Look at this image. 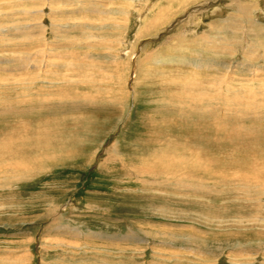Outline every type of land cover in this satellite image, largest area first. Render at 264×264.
I'll use <instances>...</instances> for the list:
<instances>
[{
    "label": "rangeland",
    "instance_id": "374dc122",
    "mask_svg": "<svg viewBox=\"0 0 264 264\" xmlns=\"http://www.w3.org/2000/svg\"><path fill=\"white\" fill-rule=\"evenodd\" d=\"M17 1L0 264H264V0Z\"/></svg>",
    "mask_w": 264,
    "mask_h": 264
},
{
    "label": "bare ground",
    "instance_id": "6f19581e",
    "mask_svg": "<svg viewBox=\"0 0 264 264\" xmlns=\"http://www.w3.org/2000/svg\"><path fill=\"white\" fill-rule=\"evenodd\" d=\"M67 1V0H66ZM112 1V3L113 2H115L116 3V1L117 0H111ZM131 2L132 1H136V0H130ZM16 2L18 3V1L16 0ZM63 2V0H36V4H37V6H38V8H37V10L35 9V11H37L38 13H40L41 15H44L43 13L45 12V8L46 7H48V10H50V15H48V17L50 16L51 17V15H54L55 13L54 12H59V11H57V10H63L64 8H66V7H72L73 5H77V6H82V5H85L86 3H85V1L84 0H76V1H73L74 2V4L73 3H70V5H69V3H62ZM65 2V1H64ZM89 4H91L92 6L93 5H95V4H101L100 3V1L98 2V1H87ZM118 2V1H117ZM252 2V1H251ZM62 3V4H61ZM128 3H129V1H128ZM140 3V2H139ZM31 5L32 4H34V3H30ZM248 4V3H247ZM104 5H105V3H104ZM135 5V4H134ZM157 5V4H156ZM237 5V4H236ZM243 5V4H242ZM13 6H15V5H13ZM250 6V5H249ZM254 6V5H253ZM22 7V6H21ZM88 7H90V6H88ZM98 7V9H99V6H97ZM244 7V6H243ZM93 8V7H92ZM94 8H96V7H94ZM102 8H103V6H102ZM237 8V7H236ZM243 9V8H242ZM261 9V8H260ZM33 10V9H32ZM48 10L46 9V12H48ZM85 10V9H84ZM94 10V9H93ZM246 10H247V8H246ZM21 11V10H20ZM216 11V10H215ZM248 11V10H247ZM257 11V10H256ZM255 11V12H256ZM24 12V11H23ZM23 12H21V13H23ZM26 12V11H25ZM67 12V11H66ZM246 12V11H245ZM259 12V11H258ZM14 13V12H13ZM29 14L30 12H26V14ZM105 13V12H104ZM251 13V12H250ZM20 14V13H19ZM25 14V15H26ZM27 14V15H28ZM239 14V13H238ZM47 16V15H46ZM250 17H252L251 15H249ZM262 16V15H261ZM264 16V15H263ZM47 17V18H48ZM241 17V16H240ZM239 16H238V18H240ZM42 18V17H41ZM249 18V17H248ZM239 20V19H238ZM236 21H237V18H236ZM43 22H44V19L42 18V20L39 22V25H35V27L36 28H39V27H44L42 24H43ZM200 22V21H199ZM235 22V21H234ZM24 23V22H23ZM46 23V22H45ZM51 23V22H50ZM231 23V22H230ZM241 23V22H240ZM264 23V22H263ZM234 24V23H233ZM239 24V23H238ZM242 24V23H241ZM247 26L251 29V32L252 33H255L256 35H258V36H260V29H258L257 27H256V24L254 25V22H253V20L250 18L249 20H247ZM22 25H24V24H22ZM34 25V24H33ZM51 25V30L53 29V31H54V29H55V27L57 26V23H55L53 20H52V24H50ZM237 25V24H236ZM244 25H245V23H244ZM20 26H21V24H20ZM62 26V24L60 25V27ZM224 27H227V26H224ZM246 27V26H245ZM3 28V27H2ZM9 28V27H8ZM14 27H12V29H13ZM19 28V27H18ZM25 28V29H24ZM23 29L24 30H26L25 32H28V31H30L31 29V26H30V24H29V26H27V28L26 27H24ZM46 28V27H45ZM221 28V27H220ZM49 29V28H48ZM222 29V32H224V28L222 27L221 28ZM226 29V28H225ZM233 29V28H232ZM235 29V28H234ZM263 29V28H262ZM9 30V29H8ZM50 30V29H49ZM50 30V31H51ZM56 30H57V28H56ZM58 30H59V28H58ZM61 30V29H60ZM64 30V29H63ZM237 30V29H236ZM240 29H238V31H239ZM5 31V30H4ZM242 31V30H241ZM264 31V30H263ZM237 33V32H236ZM6 34V33H5ZM25 35H26V33H25ZM53 35V34H52ZM239 35V34H238ZM234 36H235V34H234ZM236 36H237V34H236ZM55 37V36H54ZM44 38H45V36H44ZM227 38V37H226ZM240 37H238V39H239ZM66 39V38H65ZM231 39V38H230ZM235 39V38H234ZM259 39V38H258ZM233 40V39H232ZM260 40V39H259ZM24 41V40H23ZM47 41V40H46ZM49 41V40H48ZM51 41V40H50ZM229 42V41H228ZM232 42V41H231ZM262 42H264V40H262ZM24 43V42H23ZM259 43V42H258ZM257 43V44H258ZM260 44V43H259ZM264 44V43H263ZM208 45V44H207ZM262 44H260V46H261ZM222 48V47H221ZM228 49V48H227ZM217 50V49H216ZM232 50V49H231ZM52 51V49H48V51H42L41 49H40V52H37V54L39 55V54H41V57L42 56H47V54L48 53H50ZM230 53V52H229ZM25 54V53H24ZM23 54V55H24ZM25 57H27L26 55H25ZM20 59H22V57L20 58ZM29 60V59H28ZM185 61V60H184ZM200 61V60H199ZM23 62L25 63V61L23 60ZM33 62V61H32ZM191 62V61H190ZM215 62H216V60H215ZM247 62V61H246ZM197 63H199V62H197ZM205 62H203V64H204ZM238 63V62H237ZM242 63H244V62H242ZM188 64V63H187ZM201 64V63H200ZM218 64V63H217ZM232 64V63H231ZM25 65V64H24ZM27 65H28V63H27ZM44 65H45V62H44ZM196 65V64H195ZM199 65V64H198ZM202 65V64H201ZM17 66V65H16ZM33 66V65H32ZM200 66V65H199ZM213 66V65H212ZM206 67V66H205ZM20 68V67H19ZM22 68V67H21ZM24 68V67H23ZM38 68V67H37ZM207 68V67H206ZM22 75V74H21ZM36 76V75H35ZM22 78V77H21ZM26 79V78H25ZM20 79H18V81H19ZM23 80V79H22ZM218 80V79H217ZM28 81V80H27ZM194 81V80H193ZM207 81V80H206ZM219 81V80H218ZM21 82V81H20ZM25 82H26V80H25ZM29 82V81H28ZM189 82V81H188ZM199 82V81H198ZM16 84V83H15ZM189 84V83H188ZM217 85V84H216ZM26 86V85H25ZM27 88V87H26ZM215 88V87H214ZM243 88V87H242ZM219 89V88H218ZM229 89V88H228ZM227 89V90H228ZM209 91V90H208ZM220 91V90H219ZM226 91V90H225ZM229 91V90H228ZM205 92V91H204ZM217 92V91H216ZM224 92V91H223ZM222 92V93H223ZM220 93H221V91H220ZM230 93V92H229ZM217 94H218V92H217ZM225 95V98H227L228 97V95H226L227 93H224ZM216 95V94H215ZM218 96V95H217ZM232 97V96H231ZM201 98V97H200ZM202 100V99H201ZM233 100V99H232ZM219 101H221V100H219ZM195 102V101H194ZM226 102V101H225ZM232 102V101H231ZM220 103V102H219ZM224 103V102H223ZM229 104V103H228ZM206 105V104H205ZM202 107V106H201ZM225 107V106H224ZM203 108V107H202ZM230 108V107H229ZM192 109V108H191ZM217 109V108H216ZM230 109H232V108H230ZM210 110V109H209ZM202 111V110H201ZM240 111V110H239ZM38 114V113H37ZM213 114V113H212ZM216 115V114H215ZM237 115V114H236ZM200 117V116H199ZM234 136V135H233ZM18 145V144H17ZM198 151V150H197ZM200 152V151H199ZM205 152V151H204ZM213 152V151H212ZM196 153V152H195ZM194 153V154H195ZM202 153V152H201ZM193 154V153H192ZM200 154V153H199ZM250 155V154H249ZM247 160V159H246ZM191 163V162H190ZM201 164L203 163V162H200ZM199 163V164H200ZM200 164V165H201ZM198 166V165H197ZM204 166V165H203ZM188 167H190V165L188 166ZM205 167V166H204ZM200 168V167H199Z\"/></svg>",
    "mask_w": 264,
    "mask_h": 264
}]
</instances>
